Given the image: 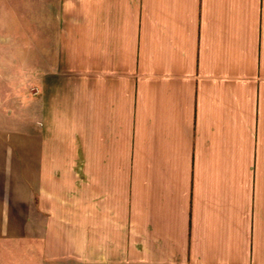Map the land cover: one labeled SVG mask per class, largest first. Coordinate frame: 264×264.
I'll list each match as a JSON object with an SVG mask.
<instances>
[{
    "label": "crops",
    "instance_id": "0c3cea01",
    "mask_svg": "<svg viewBox=\"0 0 264 264\" xmlns=\"http://www.w3.org/2000/svg\"><path fill=\"white\" fill-rule=\"evenodd\" d=\"M6 5L0 264H264V0H0L3 47Z\"/></svg>",
    "mask_w": 264,
    "mask_h": 264
},
{
    "label": "rangeland",
    "instance_id": "374dc122",
    "mask_svg": "<svg viewBox=\"0 0 264 264\" xmlns=\"http://www.w3.org/2000/svg\"><path fill=\"white\" fill-rule=\"evenodd\" d=\"M21 4V23L24 27H29L30 0H19ZM7 14L4 15V23L6 25V46L0 45V113L12 114L18 120L25 123L28 121V93H29V54L28 47L29 37L25 31L20 32L18 21L14 17L13 12L6 5ZM18 10V4L16 6ZM18 13V11L16 12ZM17 15V14H16ZM2 17H0L1 19ZM11 27H16L14 30ZM11 28V31L9 29ZM9 36H12L10 39ZM16 37V38H15ZM13 40V41H12ZM14 40H21L22 47L9 46L14 45ZM2 43V42H0ZM27 44V45H26ZM17 57V63H11L9 57ZM5 58V59H4ZM20 89V90H19ZM19 91L20 93H15ZM3 109H5L3 111ZM56 264H78L76 259L70 258L68 262Z\"/></svg>",
    "mask_w": 264,
    "mask_h": 264
}]
</instances>
